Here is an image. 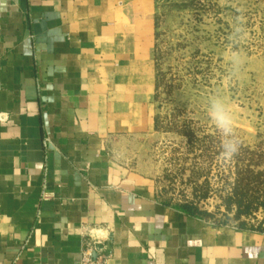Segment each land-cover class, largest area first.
Instances as JSON below:
<instances>
[{"label":"crops","instance_id":"crops-1","mask_svg":"<svg viewBox=\"0 0 264 264\" xmlns=\"http://www.w3.org/2000/svg\"><path fill=\"white\" fill-rule=\"evenodd\" d=\"M159 0H0V264H264V230L162 201L116 144L157 132Z\"/></svg>","mask_w":264,"mask_h":264},{"label":"rangeland","instance_id":"rangeland-1","mask_svg":"<svg viewBox=\"0 0 264 264\" xmlns=\"http://www.w3.org/2000/svg\"><path fill=\"white\" fill-rule=\"evenodd\" d=\"M155 61L157 132L116 156L151 174L165 203L264 230V0H159ZM217 97L239 141L231 158L209 114Z\"/></svg>","mask_w":264,"mask_h":264},{"label":"clouds","instance_id":"clouds-1","mask_svg":"<svg viewBox=\"0 0 264 264\" xmlns=\"http://www.w3.org/2000/svg\"><path fill=\"white\" fill-rule=\"evenodd\" d=\"M239 31V29H237ZM234 65L240 63L239 58L235 57L233 60ZM209 114L214 122L216 128L224 137V151L225 158L233 157L239 150V141L234 135L233 116L225 102L217 97L211 100L209 106Z\"/></svg>","mask_w":264,"mask_h":264},{"label":"built area","instance_id":"built-area-1","mask_svg":"<svg viewBox=\"0 0 264 264\" xmlns=\"http://www.w3.org/2000/svg\"><path fill=\"white\" fill-rule=\"evenodd\" d=\"M109 255L103 252L101 247L88 242L81 259L75 264H107Z\"/></svg>","mask_w":264,"mask_h":264},{"label":"trees","instance_id":"trees-1","mask_svg":"<svg viewBox=\"0 0 264 264\" xmlns=\"http://www.w3.org/2000/svg\"><path fill=\"white\" fill-rule=\"evenodd\" d=\"M156 124H157V120H156ZM240 204H241V203H239V206H240ZM182 208L185 209L186 211H188L189 213L194 214V213L192 212V208H191L189 205H183ZM247 209H249V207H248ZM199 213H200L201 215H207L206 212H199ZM195 215H197V214H195ZM197 216H199V215H197ZM200 217H201V216H200Z\"/></svg>","mask_w":264,"mask_h":264}]
</instances>
